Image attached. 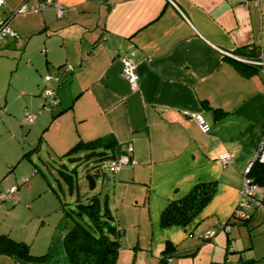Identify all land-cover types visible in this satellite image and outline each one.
<instances>
[{"label":"crops","instance_id":"crops-1","mask_svg":"<svg viewBox=\"0 0 264 264\" xmlns=\"http://www.w3.org/2000/svg\"><path fill=\"white\" fill-rule=\"evenodd\" d=\"M40 1L0 6V20L16 32L0 41V191L8 194L0 198V234L46 257L0 252V264H69L60 192L48 178L40 186L30 180L41 172L33 161L29 175L16 165L32 154L63 164L61 154L76 142L105 134L123 149L132 145L131 160L103 175L122 229L117 260L156 264L169 241L176 248L169 264L198 253L211 264H264V204L246 220L232 217L243 169L264 134V0H57L62 14L53 2L32 9ZM243 45L253 46L256 71L244 73L232 60ZM124 55L136 64V87L122 74ZM46 74L60 76L49 82L59 98L49 108ZM26 111L36 112L31 122ZM187 111L201 112L210 129ZM227 151L232 160L222 164ZM207 180L215 190L191 221L161 225L169 200Z\"/></svg>","mask_w":264,"mask_h":264},{"label":"trees","instance_id":"trees-1","mask_svg":"<svg viewBox=\"0 0 264 264\" xmlns=\"http://www.w3.org/2000/svg\"><path fill=\"white\" fill-rule=\"evenodd\" d=\"M253 50V46H239L236 48L238 54L232 56L235 65L244 73L260 68ZM124 151L125 149L120 147L112 134H105L91 140H79L61 154V157L67 158L70 162H75L82 157L85 160L96 159L97 168L93 172L87 170L94 174L96 179V175L105 173L100 169L105 165L104 162L109 163L112 158L118 157ZM28 153L29 150L23 152L22 156H27ZM76 166L68 168L63 162L57 168L55 176L57 192L64 191L66 188L67 192L74 196L73 206H68L65 201L61 204L66 223V228L62 232V241L68 262L69 264H116L121 246L122 229L113 221L106 192L97 191L86 196L81 194ZM250 175L259 186L263 185L264 163L254 162ZM215 186L216 183L213 180L200 181L194 184L186 194L169 200L160 215L161 225L187 224L210 200ZM260 194L264 196V192ZM69 219L71 223L68 225ZM234 219L240 221V219ZM175 251V246L166 241L156 264H169L168 258L174 255ZM0 252L27 260H42L46 257V254H32L28 243L14 239L6 233L0 234ZM226 264L229 263L226 262Z\"/></svg>","mask_w":264,"mask_h":264},{"label":"built area","instance_id":"built-area-1","mask_svg":"<svg viewBox=\"0 0 264 264\" xmlns=\"http://www.w3.org/2000/svg\"><path fill=\"white\" fill-rule=\"evenodd\" d=\"M5 0H0V6L4 4ZM46 2H53L56 6L57 13L62 14L64 8L57 0H41L37 6H33L32 9H39ZM24 7V5H22ZM16 36L15 30L9 25L6 19L0 20V41L3 40L5 36ZM122 74L132 87L137 86L138 73L136 71V64L130 56H122ZM264 67V61H262ZM47 82L41 88V94L44 100V106L56 105L59 102V98L56 94L55 87L49 82H58L60 76L58 74H46L44 76ZM188 115L194 116L198 122L200 128L203 131H208L210 129V123L205 119L201 112L187 111ZM36 117V112L26 111L24 114V120L26 122H31ZM132 150V145H126L125 151L121 153L118 157L112 158L108 165V168L112 171L119 169L124 163L131 160L130 153ZM219 160L222 164H226L232 160V155L230 152H223L219 155ZM254 162L264 163V134L262 135L258 147L243 169L242 184L239 190V198L237 204L232 212V217L236 219H246L250 215V211L253 208L259 207L264 204V196L259 193V184L250 175L251 168ZM105 164V163H104ZM13 188H11V191ZM8 194L0 191V198H7ZM224 229H228V224H222ZM215 233V229L206 230L202 233V238H209Z\"/></svg>","mask_w":264,"mask_h":264},{"label":"rangeland","instance_id":"rangeland-1","mask_svg":"<svg viewBox=\"0 0 264 264\" xmlns=\"http://www.w3.org/2000/svg\"><path fill=\"white\" fill-rule=\"evenodd\" d=\"M20 103H22V102H20ZM24 106L25 105H23V107ZM26 108L28 110L31 109L30 106H27ZM41 109H44V108H40V110ZM22 127L23 128L27 127V124H22ZM45 157L46 156L44 155V158ZM30 158H31V160L26 158V159H23L20 163H18L16 165L17 174L19 175V172L21 173V176L31 174V171L33 169V166H32L33 163H31V161H33L34 163H36L40 167L42 173L40 171L32 173L30 175V180H32L34 178V182L35 181L38 182L39 186H40L41 184L47 185V182H48V179H49L50 182L55 187H57L56 186V181L54 179V175L57 174V170H56L57 167H60V165H58L59 161H52L51 159H48L49 163L47 162V164H45V162L41 158L35 157L34 154L30 155ZM65 163H66V166L68 168H70V167H72L74 165H77L76 168H77V171H78L77 172L78 173V183H79V186H80V192H81V194L83 196L93 194V193H95L97 191H102V192L104 191L105 192V187H104V183H103V181H104L103 179H104L105 176L102 175L103 173H99L98 175H96V184H95L94 188H89L88 182H87V180L85 178V173H87V170L93 172V170H95V168H97V165H95L96 159L92 158V159H89V160H85L82 157L81 159H79V160H77L75 162H70L68 160H65ZM24 164H28V165L32 166L27 174H22V170H24L23 169L24 168L23 167ZM100 169L103 170L106 174L111 175V171L108 169V165L106 163ZM58 192H60L62 200H64L68 206H73V203H74L73 202V197L74 196H71L67 192L66 188L64 189V191L58 190ZM67 223L69 225L71 223V220L69 219L67 221ZM199 250H200V253L203 256L206 254V249H204L203 246H200ZM195 259L196 260H173V264H192L194 262L196 264H211L210 260H202L203 258L200 259L199 258V253L195 256ZM147 261L148 260H136V262H135V260H117L116 264H148ZM156 262H157V260H156Z\"/></svg>","mask_w":264,"mask_h":264},{"label":"water","instance_id":"water-1","mask_svg":"<svg viewBox=\"0 0 264 264\" xmlns=\"http://www.w3.org/2000/svg\"><path fill=\"white\" fill-rule=\"evenodd\" d=\"M85 178L87 179L89 188H94L96 184V179L94 174H92L91 172H87L85 173Z\"/></svg>","mask_w":264,"mask_h":264}]
</instances>
